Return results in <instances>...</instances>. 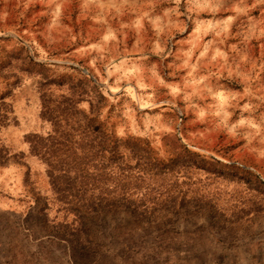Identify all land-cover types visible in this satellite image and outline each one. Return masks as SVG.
<instances>
[{"label":"rangeland","instance_id":"rangeland-1","mask_svg":"<svg viewBox=\"0 0 264 264\" xmlns=\"http://www.w3.org/2000/svg\"><path fill=\"white\" fill-rule=\"evenodd\" d=\"M0 264H264V0H0Z\"/></svg>","mask_w":264,"mask_h":264},{"label":"trees","instance_id":"trees-1","mask_svg":"<svg viewBox=\"0 0 264 264\" xmlns=\"http://www.w3.org/2000/svg\"><path fill=\"white\" fill-rule=\"evenodd\" d=\"M71 198L73 199V196H71ZM126 198H128L127 196H125L124 194L123 195H121V196H117L116 198H109V199H107L106 200V202H105V206H104V208L105 209H110V208H112V207H114V206H123L124 205V201L125 200H127ZM68 201V203H70L71 202V200H67ZM87 204H82V206H84V207H92V206H90V204H88V206H86Z\"/></svg>","mask_w":264,"mask_h":264}]
</instances>
